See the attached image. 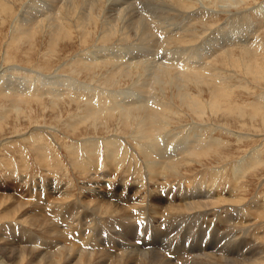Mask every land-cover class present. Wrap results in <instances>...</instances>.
I'll use <instances>...</instances> for the list:
<instances>
[{
  "label": "rangeland",
  "instance_id": "obj_1",
  "mask_svg": "<svg viewBox=\"0 0 264 264\" xmlns=\"http://www.w3.org/2000/svg\"><path fill=\"white\" fill-rule=\"evenodd\" d=\"M26 2L27 0H0V75L2 76L0 79V89L2 90H0V94H2L0 95V216H2V208L11 202L12 195H14V199L23 198L22 200L27 203V190L34 195L33 188H38L42 193L41 198H45L46 194H49L50 201L57 204V211L70 202L72 219L77 218L78 224L86 220V223L83 224L86 228L88 226L96 227L99 226L96 222V214L84 211L76 204L78 202L76 198L84 200L94 194H99L98 197H104L110 201L111 206L120 208L125 206L123 201L128 196L127 199L130 198L132 206L136 202L135 205L140 207L155 192L169 190L171 194H174L186 182L187 185L191 183L190 186H194L196 183H202L204 186L213 183L212 185L216 187L211 186L214 189L212 192L216 193L219 202H222L221 204L231 203L225 207L221 206L220 215L223 218L228 217L234 220L236 215L240 214L235 211L238 207L236 205H239L238 199L243 198L244 207L242 205L240 210H242L244 218L248 212L252 211V218L250 213L247 215V218L250 219L249 226L252 224L254 206L259 202L264 204V116H260L263 118H259L260 123L253 122V112H264V60H262L264 58V56L262 57L264 55L262 52L264 51V0L172 1L171 5L176 6L175 12H173L174 17L167 23L166 18L163 19L164 22L161 20L163 24L161 23L162 27H159L162 29H159L162 37L167 34L166 25L176 31V38L172 36V40L168 42V48L185 45V42L196 44L202 38L211 37V34L217 35V40H221V35L224 32L225 38L235 37V35L241 38L249 29L255 30L254 36L257 40L259 39L256 49L261 54L257 56L254 65L256 67L258 65L260 73L256 78L252 70L249 72L251 61L255 60V56H252L254 49L249 47L251 45L227 47L228 51L224 50L222 55L216 54L211 60L212 63L206 64L201 73L199 70H195V67L186 70L189 72L184 79L180 80L178 86H182L181 91H185L184 95L187 94L191 97L198 107L186 106V101L179 98L180 95L177 94L179 90L175 87L177 83L172 80L171 73L169 75L162 72L163 74L160 73L157 82H150L147 75L138 79L137 67L131 66L130 70L117 69L116 66L119 62L129 61L119 58L117 54V58L111 54L106 55V58L105 55L102 56L99 53L102 57L91 56L89 59L92 62L82 59L83 53L94 52L98 48L101 49V46L126 45L134 40L121 31L117 22L115 28L108 31L109 28L107 29L103 23L105 21L103 10L106 7L102 6L103 2L95 5L94 1V7L91 4L89 9H92L88 11V14H91L92 18L87 16V19L92 21L86 20L89 24L85 21L86 25H83L85 22L80 23L78 13L87 6L86 0H69L66 5L70 4L69 6L73 10L64 6L58 17L61 23L65 25L68 23L66 26L70 31L68 32L70 39L65 41L66 43L61 40L57 41V37L54 38L55 41L51 38L47 20L40 23L39 26L33 27L30 31L32 32L30 33L31 38L22 32V25L16 17ZM74 12L76 15L78 14V17L74 15ZM58 13L59 11L56 15ZM161 15V18L166 17L165 14ZM230 15L233 16L231 21L228 20ZM62 35L64 36V33ZM125 35L127 38L124 37ZM260 45H262V50L259 48ZM132 61L130 60L129 63L132 64ZM160 61L161 64L167 63L164 65L173 67L171 61L159 59ZM6 65L11 67H5ZM171 67H168L169 70ZM196 68L198 67L196 66ZM158 69L161 71V68ZM173 70L174 67L170 71L173 72ZM144 77L148 81L143 79ZM259 77L261 78L257 79ZM24 78L27 82L24 81ZM15 80L19 86L14 82ZM53 81L55 82L53 83ZM20 86L24 87L23 91ZM132 86L136 91L128 89ZM152 87H154V92L152 91V95L148 98L149 102L148 100L147 102L143 101L142 105L133 102L134 107H127L128 109L125 108L124 103H120L121 100H126L125 96L127 99L130 98V95L134 97L132 92H142V90L144 92L147 91V88L153 89ZM17 92H22L19 94L21 96H14L18 94ZM189 124H193L195 127L188 134L185 129L187 131L186 125ZM147 126L149 132L154 130L155 134L171 130L176 140L188 134L190 139L198 137L199 141L196 140L195 144L192 143L194 145L192 155L189 154V151L179 153L172 164L162 170V172L164 171L162 176H159L155 173L156 170L153 169V166L151 167L152 151L150 152L149 148L132 136L137 131L139 136L143 135ZM107 151L108 153L109 151L113 152L115 162L108 163L109 154ZM42 158L46 162L45 165H42ZM90 165L99 172L109 171L112 180L103 178L98 181L94 179L93 177L96 175H92V170L89 169ZM114 165L115 167L112 168ZM219 187L221 191L218 190ZM161 195L164 196V193ZM63 198L66 201L62 202ZM181 200L182 198H179L175 201ZM162 203L167 204L165 201ZM231 205L235 206L231 207ZM245 205L250 208H246ZM171 210L177 212L176 209ZM260 212H264V208H260ZM75 213L76 216L73 215ZM21 216L14 215L6 220L0 218V224L21 218L24 228H31L27 216L24 218ZM84 216L87 219L83 220ZM149 216V214L141 215V221L138 217V227L134 228L137 231L134 230L131 236V240L138 245L143 244L146 238L148 241L146 240L145 243L153 240V227L156 226L155 220ZM87 220L90 222L88 223ZM134 220L136 221V218ZM236 222L230 223L228 231L221 226L218 229L210 227V222V224L202 225L201 228L205 230H199V224H196L195 231L187 229L184 240L182 235H179L185 230V225H183L179 230H173L176 240L172 236L171 245H175L174 242L182 243V241L183 244L195 245L197 241H200V244L205 242L211 247L222 246L221 241L229 235L227 239L230 240V244L224 247L231 248L230 251H239L240 237H238V233L235 235L236 227H238ZM146 224H148L147 227L150 226L147 228ZM162 225L161 230L165 229V225ZM96 228L98 230L93 232L97 233L103 245L116 244V237H111L114 234L108 231L109 238L107 231L101 230L102 226ZM253 228L255 229L247 232V244L253 245L260 234H263L261 242L264 243V213H261L259 218H255ZM71 229L73 228L71 227ZM231 229H235L233 233ZM252 231L254 232L251 233ZM255 231L256 235H254ZM189 233H193V235L187 238ZM231 237L236 239H234L236 243H233ZM206 238L207 240H205ZM249 242L253 243L249 244ZM166 243L170 242L166 241Z\"/></svg>",
  "mask_w": 264,
  "mask_h": 264
},
{
  "label": "bare ground",
  "instance_id": "obj_2",
  "mask_svg": "<svg viewBox=\"0 0 264 264\" xmlns=\"http://www.w3.org/2000/svg\"><path fill=\"white\" fill-rule=\"evenodd\" d=\"M94 1H95V5L101 4L103 2L104 4H102V6L103 5L106 6L105 10H103L104 11L103 17H105V19H104L105 21H103V23L105 24V27L107 29L109 28L108 31L110 29L115 28L116 22H117L118 25H120L121 31L126 33L129 38H134V40H131V42H129L126 45L101 46V49L96 48L97 50L94 52L89 51L90 53H87V54L81 53L83 55V56H81L82 59L84 58V59L91 60V59H89L91 56H94L97 58L99 56L102 57L104 55L106 56L109 54H111L113 57H116V58L118 56L119 58H123V59L129 60V61L121 62V63L119 62L118 65L116 66L117 69L123 68L126 70H130L131 66L137 67L138 68L137 72L139 73L138 79L142 76L147 75L148 76L147 78L150 80V82H153V81L155 82L156 80H158L160 73H162V72L165 74L168 73L169 75L171 73L172 80H174V83H177V84H175L176 85L175 87H177V89L179 90V91L177 90L178 91L177 94H178V96L180 95L179 98L181 100H184V102L186 101L185 102L186 106L198 107L197 103H195L191 97L187 96V94H186V96L184 95L185 91L184 92L181 91L182 86H178V85H180V80L184 79V77L188 74L187 72H189V71H186V70L195 67V70H199L201 73L202 68L203 67L205 68V65L209 64L211 62L212 58L216 54L222 55L223 51L226 50L227 47H231L234 45H244V47H245V46L251 45L249 47L254 49V55L252 54V56H255V60L253 61L252 58L249 57L252 60L251 64H250V71L249 72H251V70H252L255 78L260 73V72H258V68H259L258 65H257V67H256V65H254V64H256L255 61L257 60V56L259 54H261V53H258L257 49H256V46L259 43L258 42L259 39L257 40V38L254 36L256 34L255 30L249 29V31H247V33H245V35L243 34V36L241 38L236 37V35H235V37L228 36L227 38H225L223 36L225 34V32H224V34L222 33L223 35H221V40H217V37H216L217 35L215 36V35L211 34V37L206 39V37L204 36L205 38H202L196 44L185 42L186 43L185 45H180L177 47L173 46V48H168L167 47L168 42L170 40H172L171 39L172 36H175V38H176V33H175L176 31L173 28H170V27L168 28V26L166 25V33L167 34L164 37H162V35H160V33H161L160 30H162V29H160L159 27L161 26V23H162L161 20L166 18V23H167L168 20H171L174 17L173 12H175L174 8L176 6L173 7L171 5L173 0H149L148 3H146V4H145V2L147 0H86L87 3L85 2V4H87V6L85 8L82 7L83 9L81 11H79V13H78L80 17L77 16L78 14L77 15L75 14V12H77V11L74 12V15H76L78 18H80V20H79L80 23L81 22L84 23L86 20H88V21L91 20V19L90 20L87 19V16L91 17V14H88V11L90 9H92V8L89 9V7L92 6L91 4H93ZM67 3H69V0H40V1L39 0H27V2L25 4L23 3L24 4L23 7L19 11L18 16L16 17L17 20H19V22L22 25V27H21L22 32H24V34L27 37L31 38L30 33H32V32H30V31L33 29V27L39 26L40 23L47 20V23L49 22L48 23V29L50 30L51 38L55 41L54 38L57 37L56 38L57 41L61 40L63 43H66L65 41H69V39H70V36L68 35L69 34L68 32H70V31H68V28H67L68 26H66L68 23L66 25L64 23H61L60 19H58V17H59L60 11H62L61 9L64 6H66V7L68 6L70 8L69 10H73V9H71V6H69L70 4L66 5ZM95 5L93 4V7ZM78 10H80V9L78 8ZM58 11H59V13L56 15V13ZM161 14H165L166 17L161 18L160 17ZM176 14H178V13H176ZM70 16H71V14H70ZM233 16H234V14H233ZM233 16L230 15L228 20L231 21ZM88 21H86V22H88ZM86 22L83 25H86ZM163 22H164V20H163ZM239 22H241V21H239ZM87 24H89V22ZM41 27H42V25H41ZM79 28H80V26H79ZM85 28H86V26H85ZM80 30H81V28H80ZM115 30H117V29H115ZM62 32L64 33V36L62 35L63 34ZM105 32H106V30H105ZM19 34H20V32H19ZM26 36H24V37H26ZM167 36H169V37H167ZM177 36L179 38H181L179 35H177ZM124 37L127 38L126 35ZM83 40H85V39H83ZM122 42H121V44H122ZM169 45H170V43H169ZM259 48H260V50H262V45H260ZM55 49H57V48H55ZM253 49H251V50L253 51ZM226 51H228V49ZM262 52H264V51H262ZM99 53H101L102 56ZM246 53L248 54L249 52L247 51ZM116 54H117V56H116ZM263 56L264 55H262V57ZM150 57L153 59H151ZM78 58H79V56H78ZM106 58H107V56H106ZM93 59H95V58H93ZM159 59H163V60L168 61V62L169 61L173 62L172 63L173 67H174L173 72L170 71L171 68H173V67L168 66V65H164L167 63L161 64V61L159 62ZM130 60H133L132 64L129 63ZM262 60H264V58H262ZM121 61H123V60H121ZM86 62H89V61H86ZM91 62H92V60H91ZM196 66L198 68H196ZM5 67H11V66L6 65ZM168 67H171L170 70ZM2 68H4V67L2 66ZM137 68H136V70H137ZM158 68H161V71H159ZM178 68H181V69H178ZM255 68H256V70H255ZM259 71H260V69H259ZM196 76H195V78H196ZM1 78H2V76L0 75V79ZM7 78H8V76H7ZM260 78L261 77H259L257 79H260ZM19 79H21V78H19ZM143 79H145V77ZM148 79H147V81H148ZM11 80H13V79H11ZM21 81H22V79H21ZM24 81H26L25 78H24ZM14 82L16 83V80ZM54 82L55 81H53V83ZM150 82H148V83H150ZM201 82H203V81H201ZM174 83H173V85H174ZM5 84H7V83H5ZM133 85H135V84L133 83ZM146 87H147V85H146ZM22 88L24 89V87H21V90H22ZM152 88L153 89L147 88L146 89L147 91H144V92H143V90H142V92H132L134 94V97H132L130 95V98L127 99L125 96L124 99H126V100L125 101L121 100L120 103H124V106L126 105L125 108L134 107L133 102H136V103H139L140 105H142L143 101L147 102L148 98H150V96L152 95V91L154 92V87H152ZM128 89L129 90L130 89L135 90L133 88V86L128 88ZM215 90L218 91V89H215ZM1 91H0V93H1ZM4 91H5V89H4ZM17 93L18 94H15L14 96H17V95L21 94L22 92H17ZM124 94L126 95V93H124ZM0 95H2V94H0ZM19 96H21V95H19ZM149 101L150 100H148V102ZM19 102H20V100H19ZM140 102H142V103H140ZM200 105H202L201 102H200ZM121 106H123V105H121ZM125 108L122 107V109H125ZM93 109H94V107H93ZM94 111H97V110H94ZM153 115L154 114L152 112V116ZM261 115L264 116V112L263 113L258 112V111L253 112V122L260 123L259 118H261L260 117ZM144 118H145V116H144ZM263 118H261V119H263ZM142 120H144V119H142ZM150 127H152V126L150 125ZM194 127H195V125H193V124L186 125L187 131L185 129V132L189 134V131L191 129H194ZM137 132L135 134H132V136H134L136 139L140 140L139 143H142V145H144L146 148H149L150 152L152 151L153 161H150L151 167L153 166V169L156 170L155 173L158 174L159 176L162 173H164V171L162 172V170L166 166L172 164V162L176 159V156H178L179 153H182L183 151L184 152L189 151V154H191L192 150H194V145H192V143L195 144L196 140L199 139L198 137H195L194 139L193 138L190 139V136L188 134L184 133L185 136H182L180 139L176 140L173 137L175 135H172L171 130H167L164 133L161 132L159 134H155L154 130H153V132L151 130L149 132L148 126L143 131L144 132L143 135L139 136V134H137ZM157 137H159V138H157ZM179 142H181V144H179ZM155 143L158 145V147ZM30 150H32V149H30ZM255 152H256V149H255ZM107 153H108V151H107ZM108 154H109L108 155L109 156L108 163L111 164L112 162H115V160H114L115 157L113 155V152L109 151ZM92 155L95 157V155L93 153H92ZM105 155L107 156V154H105ZM41 161H42V165L46 164V162L44 161V158H42ZM105 162H107V161H105ZM108 163H106V164H108ZM86 164H87V161H86ZM115 165L112 166V168L115 167ZM89 169L92 170L91 173L93 176L96 175V177H93V178L98 180V181L103 180V178L112 180L111 173H109V171L99 172V171H96L95 168L93 169L91 165L89 166ZM87 170H88V168H87ZM154 176H156V175H154ZM156 179H158V177H156ZM213 182H214V180H213ZM185 184H186V182H185ZM185 184H184V186H182V188H178L175 192L173 191L174 194H171L170 193L171 191H169V190H163V191L155 192V194L152 195L140 207L135 205L136 202H135L134 206H132L130 204V203H132V201L131 202L129 201L130 198L127 199L128 196L125 197L126 199L123 201L125 206L120 207V208H118V206L117 207L111 206L110 201L104 199V197H102V198L98 197L99 194L97 195V194H94L93 192H92L94 194L93 196H96V197L92 196V197H89L88 199H84V200L76 198L78 201L76 204L78 206H80L82 209H84V211L87 210V211L94 212L96 214V216H97L96 222L99 224V226H102V229H101L102 231H104V230L107 231V235L109 238H110V234H108V231H109V233L114 234V235H111V237L112 236L114 238L116 237L115 240L117 242H116V244H110L111 246L103 245V243H101L100 237L97 235V233L95 234V232H93V231L98 230L96 228V227H99L98 225L96 227H93V226L89 227L88 226V228H86L83 225L84 223H86L85 218L87 215L84 216L83 220H85V221H82L81 224H78L76 222L77 218H75V216H76L77 212L75 214H73V215H75L74 216L75 219H72V217H71L72 215H70V213H71V209H70V205H69V204H71L70 202H68V203L65 202L66 203L64 205L65 207H62L59 211H57L58 210V207H56L57 204L55 205L54 201H50L49 194H46L47 196L45 198H41L42 193H41V190L40 191L38 190V188H36V189L33 188L35 190V192H33L34 195L31 194V191L28 192V190H27V196H28V198L26 200L27 203L22 200L23 198H20V199L18 198L19 200L14 199V197H13L14 195L11 194L12 200L8 205H6V207L2 208V211H1L2 216H0V218H3L4 220H6V219L12 218V216H14V215H20V216L22 215L23 218H24V216H27V218H28L27 221L30 222L31 228H29V229L24 228V226L22 224L23 219H21V218H19V220H12L11 222H3V224H0V230H1L0 231V264H264V243L261 242V241H263L261 239V236L263 234H260L259 237L256 236L257 240L254 243L255 246H253L254 244L253 245L247 244V232H250L249 230L255 229V228H253V222H254L256 217L259 218L261 216V213H264V212H260V208L261 209L264 208V204H261V202H259L258 204L255 203L256 205L254 206V209L251 208L254 210L253 211L254 218H253L252 224L249 226L250 219L247 218V215H248V213L251 214L252 211L247 213V215L245 217L246 219H245L243 216L244 214H243L242 210H240L242 208L241 206L244 203L243 198L238 199L239 205H236L238 207H236L237 210H235V211H238V213H240V214L236 215L234 220L231 218H228V217L223 218V217H221L222 215H220L221 206L224 205V207H225L226 205L228 206L231 203L230 202L229 203L224 202V204H221L222 202H219L220 200L217 199L218 197H217L216 193L214 191L212 192V190H214L211 187V186H213L212 185L213 183L211 185H206V186L202 185V183L201 184L196 183V185H194V186H190L191 183L190 184L188 183L189 185H187V184L185 185ZM213 187L215 188L216 186H213ZM218 190L221 191L220 187ZM216 191H217V189H216ZM43 193H45V192L43 191ZM162 193H164V196L161 195ZM9 197H7V198H9ZM179 198H182V200L178 201V202L175 201ZM61 201L64 202L66 200L63 198ZM71 201H73V200H71ZM163 201L167 202V204L164 205V203H162ZM116 203L118 205V202H116ZM120 205H122V203H120ZM233 206H235V205H233ZM233 206L231 205V207H233ZM243 207H244V205H243ZM245 207H246V205H245ZM248 208H250V207H248ZM171 209H176L177 212L175 210H171ZM244 210H246V209H244ZM172 211H174V212H172ZM28 212H32V213H28ZM78 212H79V210H78ZM143 214L144 215L149 214L150 215L149 217L151 219L155 220L154 222H155L156 227H153V233H154L153 240L150 241L149 243H145L146 240L148 239V238H146L145 242L143 244L138 245L137 243H135L134 241L131 240V236L133 235L134 230H136L134 228L138 227L139 219L141 221V218H142L140 216ZM227 214H229V213H227ZM138 217H140V218L138 219ZM208 217H212V218L209 219ZM135 218H136V221L134 220ZM221 218H223V219H221ZM251 218H252V214H251ZM16 219H18V218H16ZM80 219H81V217H80ZM25 220H26V218H25ZM143 221H145V220H143ZM149 221H148V223H149ZM233 221H237L236 224L238 227H236L237 230H235V229L234 230L236 232L235 235H237V233H238V235H239L238 237H240V239H239L240 245H238L239 251H235V250L230 251L231 248L224 247L225 245L230 244V240L227 239V237L229 235L226 237V239H223L221 241L222 246L211 247L205 242H203V244H200V241H197L195 243V245L186 244V243L183 244V241H182V243L181 242H174L175 245H173V246L171 245L172 236H174L175 240H176V236H175L173 230L174 231L179 230L183 225H185V230L183 231V233H181L179 235H182L183 240H184V234L186 233L187 229L195 231L194 226L196 224H199V227H200V228H198L199 230H205V229L201 228L202 225L205 223H207V224L211 223L210 227L213 226L216 229H218V227L221 226V227L226 228V230H227V228H229L231 225L230 223H232ZM89 222L90 221H88V223ZM93 224H95V223H93ZM141 224H142V222H141ZM82 225L85 227V229L83 228ZM147 225L148 224H146V227H147ZM161 225L162 226L165 225V229L161 230ZM173 226H175V229H173ZM71 227L73 229H71ZM144 227H145V225H144ZM94 228H96V230H94ZM99 230H100V228H99ZM234 230H232L231 232L233 233ZM253 232L254 231H252L251 233H253ZM177 233H178V231H177ZM214 234H216V233H214ZM228 234H229V232H228ZM256 234H257V232L254 235H256ZM192 235H193V233H191L189 236L187 235L188 236L187 238L192 237ZM221 235H223V234H221ZM150 236H151V234H150ZM137 237H135L136 238L135 240H137ZM179 238H180V236H179ZM203 239H204V237H203ZM232 239H233V243H236V242H234L235 238H232ZM205 240H207V238ZM253 240H254V237H253ZM166 241L167 242L169 241L170 243H166ZM177 241H178V238H177ZM252 243L253 242H249V244H252ZM99 247H100V249H99ZM229 247H230V245H229Z\"/></svg>",
  "mask_w": 264,
  "mask_h": 264
}]
</instances>
